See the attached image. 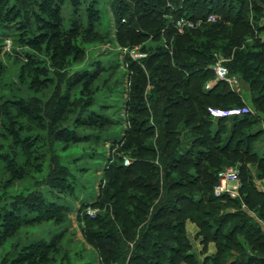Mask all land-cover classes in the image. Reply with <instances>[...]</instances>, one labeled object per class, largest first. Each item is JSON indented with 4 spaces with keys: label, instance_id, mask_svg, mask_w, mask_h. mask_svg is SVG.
Instances as JSON below:
<instances>
[{
    "label": "trees",
    "instance_id": "16d2710c",
    "mask_svg": "<svg viewBox=\"0 0 264 264\" xmlns=\"http://www.w3.org/2000/svg\"><path fill=\"white\" fill-rule=\"evenodd\" d=\"M15 2L31 14L32 2ZM0 4L4 7L3 15L23 17L26 21L20 28L31 30L28 14H21L20 10L12 12L3 0ZM260 4H264V0L116 1L115 40L120 45L133 46L149 37L156 40L164 36L167 49L161 44L154 48L143 43L140 49L147 51L146 56L129 63L128 69L132 73L130 88L134 92L129 103L135 105L131 111L139 117L152 118L154 123L145 125L146 119L141 118L126 130L120 147L127 152L131 163L125 166L122 155L117 156L109 166L102 186L100 182L101 188L93 203L95 207L103 208L104 212L97 213L93 218L84 213L82 217L84 238L95 247L105 264L144 262L145 257V264H199L197 255L190 251L191 243L183 234L186 216L196 223L202 233L206 232L202 238L203 250L208 241L216 243V253L204 257L201 264H264V191L254 186L253 175L247 165L241 166L240 197L213 195L217 172L236 155L257 157L255 176H264V156L253 151L250 143L256 142L261 135L253 128L264 118V42L258 35L263 27L250 23V18L258 19ZM211 12L218 15L214 22L206 21ZM169 16L172 21H169ZM180 16L192 19L195 26L177 32L173 23ZM49 26L54 31L39 33L38 37L58 36L54 23ZM65 48L71 49L69 45ZM217 56L225 59L229 75L237 77L240 92L224 80L216 81L209 90L204 89L205 82L214 77L210 65ZM82 79L75 81L81 83L82 93L95 80L101 81L93 72L83 74ZM81 101L73 97L71 103L79 105ZM8 103L13 105L11 111L3 109ZM71 103L69 108H72ZM0 106L2 127H5L6 120L13 124L14 141L9 145L21 154L17 163L8 168L3 165L0 170L7 175L4 181L9 184L15 179L24 180L29 174L28 169L35 168V161L29 153H25L28 142L20 139L16 129L20 126V115L28 114L34 120L36 115L24 110L16 96L10 101L5 99ZM209 106H250L251 111L234 117H220L213 128L207 109ZM93 115L96 121L88 122V125L102 127L104 121L96 119L102 113L94 112ZM229 118H232L230 126L227 125ZM182 128H188L194 137L184 155L178 151ZM3 137L0 135L1 139ZM3 139L8 145L7 139ZM17 153L13 154L14 160ZM0 160L5 162L7 157L0 153ZM48 161L49 180H59L66 175L76 181L79 172L84 174L87 170L84 167H65L55 158ZM194 187L208 192L206 199L182 192L184 188ZM220 200L236 204L237 209L219 215L214 219L215 224L210 226L200 217L207 212H201L200 205ZM60 206L41 209L43 212H39L35 220L54 218L61 221L55 214L66 211V208ZM82 207L85 208V204ZM164 215L174 217L164 222L160 219ZM9 220L13 223L0 230V246L7 242L14 248L10 256L11 264L52 262L51 257L60 248L54 242L29 243L15 249L16 243L4 241L8 233L14 236L19 226L36 222L34 219ZM210 228L213 231H209ZM241 234L242 239L237 237ZM168 237L172 243H168ZM130 243L139 251L133 249L129 254ZM5 258L1 259L2 264Z\"/></svg>",
    "mask_w": 264,
    "mask_h": 264
},
{
    "label": "rangeland",
    "instance_id": "374dc122",
    "mask_svg": "<svg viewBox=\"0 0 264 264\" xmlns=\"http://www.w3.org/2000/svg\"><path fill=\"white\" fill-rule=\"evenodd\" d=\"M3 1L12 12L20 10L21 14L30 16L31 30L20 28L26 21L23 17L3 15L4 7L0 4V103L16 96L24 110L36 115L35 120L28 114L20 115V126L16 129L20 139L28 142L25 153H29L35 161V168L28 169L29 174L24 180L15 179L9 184L4 181L7 175L0 171V230L13 223L10 218L34 219L36 222L19 226L14 236L8 233L4 241L16 243L15 249L29 243H56L60 248L51 257L52 262L47 264H105L95 247L84 238L85 223L82 217L84 213L87 214V206L95 214L104 212L103 208L95 207L93 203L104 184L109 166L117 156L122 155V160L128 158L131 161L127 152L120 147L126 130L141 118L146 119L145 125L154 123L152 118L139 117L131 111L135 105L129 103L134 92L130 88L129 77L132 73L128 65L138 59L135 58L136 53L146 54L147 51L140 49L143 43L154 48L161 44L167 49L164 36L156 40L149 37L133 46L120 45L115 40V3L118 0H28L33 3L31 14L23 11L15 0ZM170 17L169 21H172ZM250 21L258 24V19L250 18ZM51 23H54L58 36L38 37L39 33L50 34L54 31L49 26ZM166 26L161 29V34ZM65 45L71 49L66 50ZM89 72H93L101 81L95 80L82 93L81 83L75 81ZM73 97L82 99L79 105L71 103ZM89 99L93 101L92 104H88ZM69 103L72 108H69ZM12 107L8 103L3 109L11 111ZM94 112L102 113L101 117H96L97 121H104L102 127L88 125V122L95 120ZM5 123L4 128L0 124V135H4L8 145L0 138V153L7 157V161L0 160V170L3 165L8 168L14 162L17 163L21 157L9 145L14 141L11 131L13 124L10 120ZM230 124L231 120H228L227 125ZM180 132L178 151L184 155L194 137L188 128H182ZM250 143L251 149L258 155L264 153L261 136L257 137L256 142ZM14 153H17L15 160ZM53 158L65 167H84L87 170L84 174L79 172L76 181L66 175H62L59 180H49L48 160ZM243 164L256 166L257 169L258 159L239 154L231 158L225 167L236 165L241 173ZM182 192L194 198L203 196L206 199L208 195V192L198 191L196 187L184 188ZM83 204L85 208H81ZM56 205L66 208V211L55 214L61 221L54 218L35 220L39 212ZM200 206L201 212L207 211L200 217L210 226L215 224L214 219L219 215L237 209L236 204L221 200L209 205L202 202ZM173 217L164 215L160 219L169 222ZM190 222L194 223L186 216L183 234L192 243L190 251L198 257L200 254L195 252L198 247L196 244L206 232L202 233L198 227L197 237L194 236L186 227ZM209 231L213 230L210 228ZM178 236H182V233H178ZM237 237L243 238L242 234ZM167 241L172 243L170 237ZM133 249L139 251L130 243L129 254H132ZM13 250L7 242L0 246V264L5 257L8 259H4V264H11ZM198 260L201 264V258ZM145 261L137 260L131 264H145Z\"/></svg>",
    "mask_w": 264,
    "mask_h": 264
},
{
    "label": "built area",
    "instance_id": "2783aa9c",
    "mask_svg": "<svg viewBox=\"0 0 264 264\" xmlns=\"http://www.w3.org/2000/svg\"><path fill=\"white\" fill-rule=\"evenodd\" d=\"M218 19V15L215 12L209 13L206 18V21L214 22ZM124 20V19H123ZM200 21V20H199ZM174 26L176 27L177 32H183L186 28H191L195 26V22L185 16H180L174 21ZM146 54L138 52L135 54V58L144 57ZM214 77L209 79L204 84V89L209 90L212 85L218 80L226 81L230 87L237 92H240V86L235 75H229V70L225 64V59L217 56L214 63L210 65ZM209 115L212 119H218L220 117H234L251 111L249 106L244 107H230V108H219L209 106L208 108ZM123 165L127 166L131 163L130 159L124 158L122 160ZM217 182L213 187V195L216 197H221L227 195L231 198L240 197V186H241V177L240 170L238 166H228L217 172ZM87 215L90 217H95V212L93 209L87 207Z\"/></svg>",
    "mask_w": 264,
    "mask_h": 264
},
{
    "label": "crops",
    "instance_id": "0c3cea01",
    "mask_svg": "<svg viewBox=\"0 0 264 264\" xmlns=\"http://www.w3.org/2000/svg\"><path fill=\"white\" fill-rule=\"evenodd\" d=\"M260 6H261V9H260L261 13L258 16V24H259V26L263 27V29L259 32V36H260L261 40L264 42V4H260ZM212 120H213V125H214L213 128H215L216 124H217V119H212ZM228 120L232 121V118H229ZM253 131L261 132L260 136L263 138V145H264V118L260 119V121L253 128ZM263 148H264V146H263ZM261 156H264V153L261 154ZM247 167H248L250 173L253 175L254 186L257 188V190L263 192L264 191V176H260V177L255 176L256 170H257L256 166L255 167L247 166ZM186 227H187V229L189 228V230H191V233L194 236L197 237L199 229H198V226L195 223H191L190 222V223L186 224ZM263 227H264V225H263ZM201 239H202V237L198 238V241H197V244H196L198 247H197V250H195V252L198 253V255L200 254L198 256V258H201V260H202L206 256H211V255L215 254L216 251H217V247H216V243L211 240V241H208L206 243V248H205V250H203V242L201 241Z\"/></svg>",
    "mask_w": 264,
    "mask_h": 264
}]
</instances>
